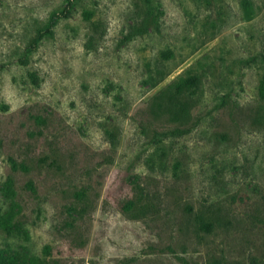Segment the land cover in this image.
<instances>
[{"label": "rangeland", "instance_id": "1", "mask_svg": "<svg viewBox=\"0 0 264 264\" xmlns=\"http://www.w3.org/2000/svg\"><path fill=\"white\" fill-rule=\"evenodd\" d=\"M187 71L179 125L156 96ZM263 76L264 0H0V247L264 264Z\"/></svg>", "mask_w": 264, "mask_h": 264}, {"label": "trees", "instance_id": "2", "mask_svg": "<svg viewBox=\"0 0 264 264\" xmlns=\"http://www.w3.org/2000/svg\"><path fill=\"white\" fill-rule=\"evenodd\" d=\"M85 13V12H84ZM83 13V17L87 18ZM149 14L144 13V19L147 20ZM145 20L142 22V26L145 25ZM47 30V29H45ZM170 56L169 52L162 55V60H168ZM162 63H160L161 66ZM158 74V73H157ZM164 75H160L157 80L152 83L154 86L158 83ZM199 87V79L196 75L189 73L188 71L182 75H179L173 81H171L164 90L160 91L156 98L165 97L163 103L157 105V109L166 114L169 120L173 123L184 124L188 116L190 108L193 106L194 97ZM258 92L260 97L264 98V76L261 78ZM171 135L178 133V129H172ZM183 131L179 129V135ZM12 215L4 213L0 215V229L6 230L11 227ZM47 248H44L46 251ZM23 258L16 251L0 247V264H42L38 258L31 257L26 262L22 261Z\"/></svg>", "mask_w": 264, "mask_h": 264}]
</instances>
